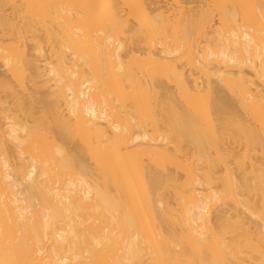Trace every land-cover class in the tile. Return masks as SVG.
I'll return each mask as SVG.
<instances>
[{
    "label": "bare ground",
    "instance_id": "obj_1",
    "mask_svg": "<svg viewBox=\"0 0 264 264\" xmlns=\"http://www.w3.org/2000/svg\"><path fill=\"white\" fill-rule=\"evenodd\" d=\"M201 1L0 0V264H264V0Z\"/></svg>",
    "mask_w": 264,
    "mask_h": 264
},
{
    "label": "rangeland",
    "instance_id": "obj_2",
    "mask_svg": "<svg viewBox=\"0 0 264 264\" xmlns=\"http://www.w3.org/2000/svg\"><path fill=\"white\" fill-rule=\"evenodd\" d=\"M160 1H162V0H160ZM163 1H164V0H163ZM183 1H184V2H187L186 5H185L186 7H188V8L191 7L190 9H193V10L195 9L194 12H197V13H198V9L200 10V7H201V5H202V1H201V0H183ZM163 4H164V3H163ZM196 9H197V11H196ZM156 12H158V9L149 8V9L147 10L148 16H150V15L156 13ZM163 13H164V12H163ZM165 13H166V12H165ZM51 15H52V16L48 19L47 23H48V25H49L50 27H52V28H56L58 19H57L56 15H54V12H52ZM135 61H136V60L127 61V62H126V65H127L130 69H132V71H135L136 73H138L137 70H138V68L140 67V64H139L138 62H135ZM2 70H3V69H2L1 66H0V77L3 76V74H1V73H2ZM138 74H139V73H138ZM204 79H205V77L202 76V77H201V80H204ZM211 79H215V76L212 75ZM206 102H207V96H206L205 91H204V92L202 93V96L200 97V99L194 101L193 103H194L195 105H198V107L203 108V107L205 106ZM36 105H37V106H40L39 103H36ZM237 150H239V158H240V159H243V149H242V148H237ZM260 163H261V161H259V160H256V161H255V165H258V164H260ZM232 166L236 167V164L233 163ZM240 264H248V261H242Z\"/></svg>",
    "mask_w": 264,
    "mask_h": 264
}]
</instances>
